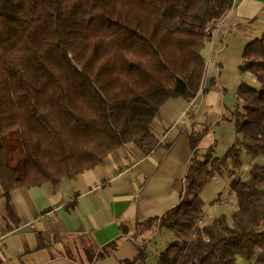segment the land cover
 I'll use <instances>...</instances> for the list:
<instances>
[{"label": "trees", "instance_id": "1", "mask_svg": "<svg viewBox=\"0 0 264 264\" xmlns=\"http://www.w3.org/2000/svg\"><path fill=\"white\" fill-rule=\"evenodd\" d=\"M235 0H0V184H59L93 170L143 134L170 99L201 91L203 51ZM255 85L238 89L236 143L221 157L201 152L203 133L190 136L193 155L180 203L142 224L176 240L159 264H264V34L243 54ZM254 161L250 180L231 181L236 199L225 216L202 225V191L242 153ZM104 248L96 259L109 253ZM146 254L139 249L133 261ZM94 261H96L94 259Z\"/></svg>", "mask_w": 264, "mask_h": 264}, {"label": "crops", "instance_id": "2", "mask_svg": "<svg viewBox=\"0 0 264 264\" xmlns=\"http://www.w3.org/2000/svg\"><path fill=\"white\" fill-rule=\"evenodd\" d=\"M263 34L264 0H235L203 51L207 66L199 93L168 100L143 134L76 179L14 190L11 217L0 184V264H123L128 258L116 257L115 249L131 241L138 248L139 238L160 236L165 229L142 224L180 203L193 155L191 134L203 133L201 152L213 148L218 158L236 143L238 89L256 84L242 71V57ZM237 178L238 170H231L229 184ZM216 201L218 211L225 202ZM211 217L205 207L201 224ZM168 231L169 246L176 236Z\"/></svg>", "mask_w": 264, "mask_h": 264}, {"label": "rangeland", "instance_id": "3", "mask_svg": "<svg viewBox=\"0 0 264 264\" xmlns=\"http://www.w3.org/2000/svg\"><path fill=\"white\" fill-rule=\"evenodd\" d=\"M258 162H264L263 158L257 160ZM242 167L238 170L241 180L249 181L250 180V167L252 163V157L244 155L242 156ZM234 170L233 166L229 165L226 168V171L222 176L216 177L209 184L206 185L204 190L202 191L201 197L204 201L206 209L211 213L212 217L208 219V222L211 223L213 221L212 218H218L220 216H225L228 222L232 221V214L236 207V199L234 194L230 190V171ZM218 198H221V201L225 202L223 205L220 202L218 207V211L215 208V202ZM262 231H264V226ZM169 231L164 230L163 233L158 236L156 239L148 236H143L141 239L139 238L140 244L138 248L135 247V241L129 242L130 244H124V246L119 250L115 249L114 254L119 258H128L127 260L133 261L135 257L138 255V249H143L147 259L144 262H139V264H159V256L161 252H163L168 245H166V240H169ZM123 264H126L124 261ZM236 264H257L254 259H247L242 256L237 258Z\"/></svg>", "mask_w": 264, "mask_h": 264}]
</instances>
